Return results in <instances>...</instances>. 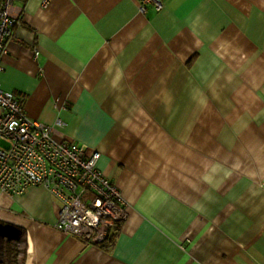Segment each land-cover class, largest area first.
Segmentation results:
<instances>
[{"label":"crops","instance_id":"1","mask_svg":"<svg viewBox=\"0 0 264 264\" xmlns=\"http://www.w3.org/2000/svg\"><path fill=\"white\" fill-rule=\"evenodd\" d=\"M141 1L17 0L0 61L31 119L100 152L118 233L56 228L39 185L0 190V220L22 264H264V0Z\"/></svg>","mask_w":264,"mask_h":264},{"label":"built area","instance_id":"2","mask_svg":"<svg viewBox=\"0 0 264 264\" xmlns=\"http://www.w3.org/2000/svg\"><path fill=\"white\" fill-rule=\"evenodd\" d=\"M16 1L0 0V61L16 23ZM50 1L40 3L46 6ZM151 1L156 9L162 8L160 0H142L140 8L144 11ZM54 132L53 125L31 119L22 98L0 84V190L21 195L30 186H43L61 203L56 228L86 244L115 236L128 217V206L119 188L98 168L100 152L57 140Z\"/></svg>","mask_w":264,"mask_h":264},{"label":"trees","instance_id":"3","mask_svg":"<svg viewBox=\"0 0 264 264\" xmlns=\"http://www.w3.org/2000/svg\"><path fill=\"white\" fill-rule=\"evenodd\" d=\"M22 231L21 228L0 220V264L23 263L25 244Z\"/></svg>","mask_w":264,"mask_h":264}]
</instances>
